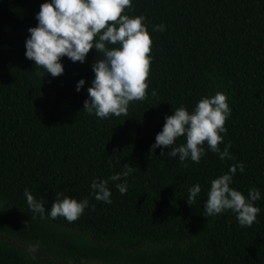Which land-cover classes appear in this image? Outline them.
<instances>
[{
  "label": "trees",
  "instance_id": "16d2710c",
  "mask_svg": "<svg viewBox=\"0 0 264 264\" xmlns=\"http://www.w3.org/2000/svg\"><path fill=\"white\" fill-rule=\"evenodd\" d=\"M41 3L0 0V264H264V0H131L121 14H143L152 40L148 87L126 115L105 118L83 109L95 48L83 63L62 56L57 76L25 57ZM217 91L231 108L219 147L229 144L232 159L206 143L199 162L168 156L170 145L163 156L150 151L165 115ZM237 161L244 169L231 186L261 193L250 226L231 210L203 209L210 180ZM126 166L127 177L108 181L111 203L95 199L92 179ZM194 183L201 191L189 204ZM25 188L44 203L43 218L28 209ZM56 193L89 206L72 221L50 218Z\"/></svg>",
  "mask_w": 264,
  "mask_h": 264
},
{
  "label": "clouds",
  "instance_id": "9594fccd",
  "mask_svg": "<svg viewBox=\"0 0 264 264\" xmlns=\"http://www.w3.org/2000/svg\"><path fill=\"white\" fill-rule=\"evenodd\" d=\"M130 4L131 0H42L39 11L35 13L37 23L27 28L29 35L24 42L25 57L34 61L35 65L42 66L52 76L63 72L62 56L83 63L89 49L98 51L99 58L91 64L94 77L87 88L83 109L99 118L109 114L126 115L129 103L144 99L148 87L146 77L152 59L148 53L152 40L143 14H121ZM164 28L163 23L155 24L151 26V31H163ZM84 84L85 80L81 77L76 82V91ZM230 113L227 94L221 91L200 97L191 111L181 104L170 115L164 116V123L156 133L150 151L159 147L163 156L164 146L170 145L168 156L178 154L181 162L186 158L199 162L205 153L206 143L208 150L217 153L221 160L232 159L229 144H225L223 149L219 147V143L223 142L221 134L226 131L225 120ZM181 135L185 137V142L173 147L175 139ZM243 169V163L237 161L230 164L227 171L210 180L206 199L203 200L207 216L231 210L241 226H250L256 220L260 208L254 202L261 197L259 188H249L245 196L231 186L233 175ZM132 170V167L126 166L107 179L93 178L89 187L95 199L110 204L108 181H120ZM115 187L123 194L127 190V182L116 183ZM187 191L186 200L192 204L201 186L194 183ZM24 196L32 214H39L43 218L45 207L42 200L34 198L27 188L24 189ZM88 206L87 197L77 200L56 193L47 215L53 219L63 216L72 221ZM29 250L35 251V246H30Z\"/></svg>",
  "mask_w": 264,
  "mask_h": 264
},
{
  "label": "rangeland",
  "instance_id": "374dc122",
  "mask_svg": "<svg viewBox=\"0 0 264 264\" xmlns=\"http://www.w3.org/2000/svg\"><path fill=\"white\" fill-rule=\"evenodd\" d=\"M87 263H88V264H99L100 261H97V260H91V261H88Z\"/></svg>",
  "mask_w": 264,
  "mask_h": 264
}]
</instances>
